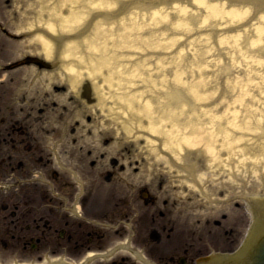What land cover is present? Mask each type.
Returning <instances> with one entry per match:
<instances>
[{
	"label": "bare ground",
	"instance_id": "bare-ground-1",
	"mask_svg": "<svg viewBox=\"0 0 264 264\" xmlns=\"http://www.w3.org/2000/svg\"><path fill=\"white\" fill-rule=\"evenodd\" d=\"M39 13L36 25L51 36L35 33L24 43L32 45L28 53L58 62V73L49 74L53 84L73 89L88 79L103 119L133 138L144 136L149 153L167 156L153 159L168 170L175 162L176 172L192 178L188 185H200L201 174L187 146L205 154L211 176L233 161L264 166V107L257 113L246 108L249 101L210 102L216 95L209 90L225 70L233 78L220 88L235 101L263 96L264 0H47ZM163 31L179 36L160 39ZM245 113L261 116L262 139L235 122Z\"/></svg>",
	"mask_w": 264,
	"mask_h": 264
},
{
	"label": "flooded vegetation",
	"instance_id": "flooded-vegetation-1",
	"mask_svg": "<svg viewBox=\"0 0 264 264\" xmlns=\"http://www.w3.org/2000/svg\"><path fill=\"white\" fill-rule=\"evenodd\" d=\"M5 107L7 116L3 115ZM0 113L1 123L6 118L12 119L14 106L1 104ZM34 146L35 138L29 132L13 136L12 132L0 129V162L4 170L17 172L10 180L12 194L0 196L2 262L227 264L202 257L211 251H230L242 240L240 232L224 226L207 228L199 235L190 220L181 228L175 200L163 196H159L160 200L146 196L139 203L133 189H120L119 196L112 195L104 201L91 190L78 198L74 195V184L69 181L65 182L66 191L61 189L62 185L41 189L38 181L26 178V172L36 169ZM160 190L161 185L154 187L156 195ZM118 217L131 219L130 226L117 229L100 220L112 222ZM126 230L130 231V243L119 246L110 243ZM55 231L58 236L54 235ZM45 256L48 261H43Z\"/></svg>",
	"mask_w": 264,
	"mask_h": 264
},
{
	"label": "rangeland",
	"instance_id": "rangeland-1",
	"mask_svg": "<svg viewBox=\"0 0 264 264\" xmlns=\"http://www.w3.org/2000/svg\"><path fill=\"white\" fill-rule=\"evenodd\" d=\"M45 3H47V0H0V26L4 27L9 33H11V35H20V39H14V37H12L11 35L10 37H8L5 33L1 32L0 28V39H2V41L0 42V46L6 53H15V56L11 55V57L18 59L19 56H22V54L26 53L29 49L24 42H26V40L33 35L25 34L34 32V30L37 28L35 18L39 16V9L41 6L45 5ZM151 19L152 18H149L147 14L145 17V24L150 22ZM30 24L31 26L29 27ZM176 36H171V34H169L167 31H163L160 39H170V37L176 38ZM210 38H212V35H210ZM182 47L183 46H180V48ZM18 53L20 55H17ZM219 58L222 61L225 60L222 54L219 55ZM6 59L7 58H4L3 61H6ZM1 62L2 58H0V63ZM36 65H38L37 67L43 71L42 73L25 72L23 68L15 72L18 75V78L20 76H26L25 80L20 78L19 81L16 82V99L18 101L22 100V97L25 95V90L22 89L25 88V85H28L32 89H36V91L33 93L35 99V101L33 102V106L35 109L34 114L36 122L29 125L32 127V130L34 129L36 136L42 139L43 144L46 140V134L51 137L54 143V163L56 161L57 163L64 164L71 169H74V164L83 165L85 164V161L81 158L80 152L82 151V149H85V153L88 152L94 155L96 154L98 156V160H100L99 162L101 163V165L111 162L115 164L116 170L120 171L123 169V174L127 177V179L129 178V176L134 177L133 174H127V165L129 164V166H136L138 169L139 177H134V179L139 181V184L137 185H142L143 173L154 175L157 177H164L163 175L169 174L168 170L166 171L165 168L155 167V165H161V163L163 164L164 162H155L153 160L154 155L159 154L160 156H162L165 154H163V152H157L154 150L152 151V153L147 154L148 150L145 146L144 136L133 138L131 136V133H126L122 128L117 129V127L113 124H110L107 119H103V114H99L96 108L90 109L93 114H88L90 110L87 108V106L95 102V98H93L92 96L90 87L82 90L75 87L70 91H67V86L63 85L61 88L55 89L53 91L51 89L52 85H49L46 82L43 77V73L45 71H47V74H49L48 71H52V73H58V65H52V67H46L39 64ZM22 67L26 68V65H23ZM237 76L241 77L242 75ZM232 78V75L229 74L228 71L223 70V72H220V77L217 79L216 85L209 89L216 95V98L210 102L223 101L225 104L242 106L245 101H249L247 102L246 108L256 109L258 113L260 111V106L264 107V93L262 97H258L255 95L258 102L253 103L247 97H242V100L235 101L234 97L222 91L220 88L222 80H230ZM46 85H48L47 89H45ZM80 85L81 83L78 84V86ZM43 90H47L51 93L52 97L50 101L46 99L47 93H45ZM66 91L68 92V97L61 100L62 102H64L63 100L66 99L65 101L69 102L68 105L71 104V106H76L75 109L79 110L83 114V117L76 120L78 122H75V120L73 121L71 118L68 119L69 113L66 112L63 108V105L65 104L61 103V100L58 98L60 95H66ZM9 92L12 93V90H10ZM209 94L212 95L211 93ZM49 103H52L53 105L47 107L44 110L45 105ZM50 107L53 115L52 118H49L48 116ZM188 107L189 106L187 104L183 106V108ZM235 109L237 113H242V111L238 107H236ZM72 113L73 111H71V116ZM214 114L216 117V115L222 114V112L217 111ZM251 117H253L254 119H250ZM190 118L191 117H189L187 120H189ZM240 118H243V120H240ZM48 119H50V121H48ZM252 121H256L258 125L253 124ZM48 122L52 124V129L48 127ZM235 122L247 123V126H249L248 131H253V133L254 131L258 132V134L256 135H260V139H262V133H260L262 131V124L261 116L259 114L251 115L245 113L243 116L236 118ZM194 124L196 126L202 125L197 119H194ZM21 126H23V124H17L13 131L16 134L21 133L22 131L19 129V127ZM115 132L117 134H115ZM229 133L232 134L233 132L229 131ZM245 136L246 135H243V137ZM94 138L98 139L97 143H95ZM56 142L63 144L59 146V148H57L55 146ZM256 144H258L257 139ZM196 149L197 147H195L194 145L192 147L187 146V151H189V159L195 162V173L201 174L200 184L204 186L205 190L210 191L209 189L213 188V180H227V196L230 199L227 205V213L230 221L235 219L242 212L241 208H237L235 206L236 203H239L238 205L240 206L242 204L243 206H245L241 200L233 198H236V196H239L240 194L244 196H248L250 194H258L259 196L264 195V166H262V164L251 159H245L240 162H235L232 160V165L234 167L229 168L227 165L226 168H224L220 173H217L216 176H211L215 171L212 169H207L206 166H202L205 154L196 155ZM111 157H115V161H110L109 158ZM175 161L177 160L175 159ZM204 163L207 164V162ZM37 164H39V161H37ZM120 164H124V167H119ZM97 166L94 167V169L97 168ZM229 169L233 170L229 172ZM180 173L181 172H179V174ZM181 174L184 175L185 173ZM108 175L109 173L106 171L100 172L99 180L101 181V185H108L104 182L107 180L106 177ZM47 176V172L44 173L40 170L37 172L36 178L43 179ZM168 182L173 183L171 178ZM101 190H105V188H101ZM196 191L197 193L195 194V196L197 199L195 207L199 208L202 206L201 204H199L200 202H202V195L199 192V186L196 187ZM187 196L188 193H182V198L186 199ZM192 205L193 204L182 200L181 206H185L181 208L182 212H187L188 207H192ZM189 210H191V208ZM243 212L245 213L244 209ZM196 217L202 218L204 217V215L197 213ZM245 219L246 217L244 216V220Z\"/></svg>",
	"mask_w": 264,
	"mask_h": 264
}]
</instances>
